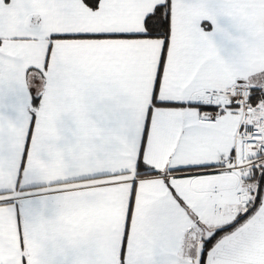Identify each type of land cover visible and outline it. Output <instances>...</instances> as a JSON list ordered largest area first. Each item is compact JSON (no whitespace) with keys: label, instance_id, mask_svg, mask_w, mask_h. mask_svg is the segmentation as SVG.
<instances>
[{"label":"snow or ice","instance_id":"snow-or-ice-1","mask_svg":"<svg viewBox=\"0 0 264 264\" xmlns=\"http://www.w3.org/2000/svg\"><path fill=\"white\" fill-rule=\"evenodd\" d=\"M0 264H264V0H0Z\"/></svg>","mask_w":264,"mask_h":264}]
</instances>
